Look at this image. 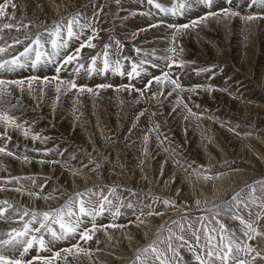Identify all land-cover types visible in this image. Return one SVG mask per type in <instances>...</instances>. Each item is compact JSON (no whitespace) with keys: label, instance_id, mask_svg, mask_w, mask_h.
Here are the masks:
<instances>
[{"label":"bare ground","instance_id":"obj_1","mask_svg":"<svg viewBox=\"0 0 264 264\" xmlns=\"http://www.w3.org/2000/svg\"><path fill=\"white\" fill-rule=\"evenodd\" d=\"M78 1L81 3L85 0ZM160 1L168 2L169 0ZM6 3L8 4L6 15L0 17V25L3 23H22V25H28V28L25 29L21 26L19 32L15 28L0 31V37H2L0 46L12 44L14 37L23 40L26 34L34 38L38 32H46V30L53 28L55 24L61 21L66 24L73 16H77L79 25H87L88 27L81 29L79 25H74V30L77 33L82 31L83 34L80 35L79 39L69 40L67 49L62 51L61 55L74 52L79 47L78 42L82 43L89 36H95L92 40L95 47L83 48L79 61L84 62L89 54L90 56H87V58L95 56V53L97 57L99 55L103 56L104 52L108 53L112 61V54H117L119 51L127 52V49H129L121 44V38L128 43L126 46L135 44L138 47L139 42L147 51H152L149 56L145 54L146 60L141 57L139 51L138 54L140 55L136 56L139 66L144 69V72L141 73L145 79L150 78L152 75L162 76L165 73L162 68H164L167 60L171 58L169 54L171 53L172 41L171 38L169 40L167 35L166 22L165 24H162V21L151 23V18L146 16L139 8L140 6H137L133 0H86L84 4H81L82 6L76 9L78 12L71 11L72 3L69 2L68 5L63 0H0V5ZM233 3H236V1L233 0ZM12 4H15L16 7L13 8ZM247 5L249 6V3H243L244 10ZM251 5L249 10L264 7L259 2ZM197 6H194V8ZM145 10L148 9L145 8ZM196 10H193L191 14L201 20V12L195 13ZM236 12L239 13V11ZM161 13L165 14L164 12L159 14ZM219 13H221L220 17H208L207 20L200 22L204 25L202 32L197 30L198 32L195 33L193 27H190L189 30H186L187 32L183 30L174 33L173 36L178 45H172L171 48L186 52V54H183L188 57L185 61L187 66L192 69L188 73H195L198 76L201 74L207 75V78L201 80L200 87H186L184 83L180 84L182 91L181 89L173 91V85L168 83L157 84L154 81L151 85V91H148L146 86L142 92L140 90L141 93H134L129 92L128 87L122 88L120 87L122 85L116 83H109L112 85L110 88L100 89L97 88V85H93V81L85 85H79L76 81L78 86L92 88L98 94L87 91L81 93L78 89H68L67 84L61 85L60 91L57 92L56 86L61 80L75 81L76 66H73L77 63L75 61L66 65L60 71L59 80L52 79L57 76L55 73L57 65L49 64L46 67L23 72L22 75H18L20 78L15 77V80L24 81L23 90H21V86L14 84L0 86L4 89L3 100L0 101V111L8 112L22 126L15 128L0 123V137L8 144H0V147H6L8 151L14 153V156L0 154V175H11L10 178H20L18 181L12 179V184L0 182V189H4L0 191V200H7L15 209L19 210V213H17L13 209H9V211L12 210L10 216L14 218H10L11 228L18 226L23 228L24 223L31 218L32 212L43 213L56 210L59 206L61 207L60 202L76 190L78 193H83L82 190L84 189L86 192L84 193L89 195V200L96 203L95 195L104 191L97 186L91 187L95 183L92 177L94 172L90 171L91 166L95 160L99 161L101 153L110 154V156L117 158V153L120 150L115 153L114 149L117 145H120L121 141H126L125 137H128L126 146V152H128L127 169L133 176L135 174L137 178L139 177L136 183L140 181L143 183L148 182L145 178L147 175L142 176V173H146V166L140 165L138 167L136 165V167L135 164L142 161H144L143 164L148 163L145 161L151 154L152 160H155V163L159 165L155 170L157 175L163 173L165 180L172 183L175 191L180 193L181 195H179L185 200L193 203L196 201L198 194L201 197L203 196L199 189L204 182L209 185L211 191L215 194L224 186L227 187L226 184L229 182L236 181L237 183L238 180L244 179L242 184H237L238 191L251 184L253 172L252 169L249 171L247 163H250V166L252 164L255 167L264 169V118L260 119L258 116V113L264 114V107L258 104V102L264 103V13L255 16L257 19L252 21L244 19V17L249 16L246 14L245 16L239 14L224 17L222 11ZM166 15L163 17H166ZM111 32L113 33L111 34ZM29 42L25 40L24 44L14 45L8 52L0 54V59L18 54L23 51L24 46ZM105 45L109 47L105 48ZM151 54H153V60H151ZM117 57L118 60L124 62L126 56L123 57L121 54H117ZM230 63H233L234 66L231 67ZM155 64L160 68L158 66L154 67ZM206 69L207 71H205ZM209 69L214 72H210ZM79 75L85 78L83 74L79 73ZM31 76H37L41 79L33 81L29 88L28 78ZM44 77L48 78L47 82L43 80ZM191 89H194V91ZM8 93H11V95H8ZM216 98L222 103L226 116L222 108L212 109L209 113V107L204 105L207 104L208 99ZM195 105L198 109L194 108ZM234 116L235 118H233ZM150 125L152 129L147 132ZM169 125H172V128L168 129ZM25 130L28 131L27 136L24 135ZM36 135L40 139L33 140L32 137ZM118 135L120 136L118 137ZM6 137H11V139ZM17 144L20 145L18 149L23 153L11 148V145ZM25 156L28 157V161L24 160ZM187 156H193L202 164L210 165L211 174L202 172L200 166L198 167L192 163V168H189L187 161L183 162L186 159L189 160ZM114 158L112 159L114 160ZM101 159L103 160V158ZM227 160L229 161L223 165V171L213 165L215 162L218 164ZM230 160L234 164H231ZM114 162L116 163V161ZM110 165L106 168H111ZM254 170L256 169L254 168ZM248 174H252V177H247ZM107 176H111V173H108L105 177ZM206 176L212 177V179L206 180L204 178ZM79 187L83 189L80 190ZM104 187H107V185ZM16 188H20L21 191H15ZM29 192L39 193L40 198L28 195ZM243 192H246L242 194L245 195L244 199H236L231 202L230 199L228 200L233 203H229L232 206L231 209L228 208L229 204H223L225 202L223 200L222 203L220 202L216 206V209L222 215H225L229 227L221 229L222 223L212 219L208 213H215L213 208L202 210L206 213L202 215L204 222L210 228L227 232L229 235L233 234L232 231H236L233 238L237 242H242L247 238L243 236L244 225L234 217L240 216L245 220L256 221L258 213L264 215V208H261V205L264 204V184L260 188H254V191L249 195H247L248 190ZM125 195V200L130 199L133 207H125V211L122 212L123 207L120 206L118 207L119 211L123 213L121 216L114 217L110 214L111 217L109 218L112 219L110 224L104 223V221L100 223L103 226L116 224L124 225V227L100 228L101 225L97 224V231L90 243L84 244L76 241V244H71L70 241L66 243L61 241L63 249L79 245L80 248L91 250V256H86L83 253H77L75 248H73V254L65 253L62 249L63 255L66 254V256L64 255L66 257L65 262L62 261L63 264H69L71 259H78L80 264H111L108 260L109 257H107L108 254L113 257L116 263H120L124 260L121 251H118L120 246L126 245L132 248L137 242V237L149 238L153 233L154 223L148 213L155 211L157 202L143 199L144 196H140V194L137 195L138 197L133 198L127 194ZM13 200L15 203L12 202ZM24 209L29 211V216L21 219L20 213ZM225 209L229 212L225 213ZM161 210L163 211V208ZM211 210L213 212H210ZM248 210L250 215L246 213ZM156 216L158 217V215ZM181 220L184 221V219ZM189 222L194 231L191 232L190 230L185 234L183 233L184 229L179 231V237H183L182 240L179 239L181 250L184 251L183 253H191L189 250L199 248L198 250L203 253L210 243L207 240V231L199 233L198 227L201 221L194 217H191ZM256 223L259 230L264 231V220ZM85 226L89 228V224ZM198 234L199 239L195 237ZM2 237L4 235L0 232V238ZM117 237H120L122 241L120 246L115 244ZM167 237L164 238L168 240ZM188 241L192 242L194 247L187 246ZM112 242L116 246L108 248V243L111 244ZM155 242L157 244V241ZM249 243L256 247L261 256H264V238L257 237ZM155 247L160 253L166 250L164 245L160 247L156 245ZM33 248L29 249L23 257H27L26 261H32V264H42L40 259L33 258L39 257L38 248L35 247L34 250ZM21 251L22 248H20L19 255ZM149 251L152 257V254L155 253ZM31 252L34 255L28 254ZM196 254L199 253H193L192 264H199L196 260ZM145 255L147 256V254ZM145 255H143V261L147 258ZM254 255L253 252L250 256L242 258L249 261L250 264H264V260L259 257L253 261L252 256ZM184 256L183 258H187L186 254Z\"/></svg>","mask_w":264,"mask_h":264},{"label":"rangeland","instance_id":"obj_2","mask_svg":"<svg viewBox=\"0 0 264 264\" xmlns=\"http://www.w3.org/2000/svg\"><path fill=\"white\" fill-rule=\"evenodd\" d=\"M65 3H67L68 5H69V2H71L70 4L72 5L71 6V11H73V12H78V10H76V9H78L79 8V6H82L81 4H84L85 3V1H83V2H79L78 0H63ZM72 1H74V2H72ZM87 1H90V0H87ZM134 1V3L137 5V6H140L139 8L141 9V11L146 15V16H148L149 18H151L150 19V22L151 23H157V21L158 22H160V21H162L161 23L162 24H165V22H166V24H167V28H168V38H169V40H170V38H171V41H172V45L173 46H175V44H177L176 43V41L173 39L174 37V33H176V31H175V29L174 28H172V27H170V25H182V24H190L191 23V21H194V20H198V17H197V19H195L196 17L193 15V14H191L192 12H193V10H195V9H197L196 11H195V13H200V17H205V16H207L208 14H204L207 10L205 9V7H204V4L203 3H198L197 1H195V0H185V7L182 9V11L184 12V16H179V15H171V14H167L166 15V17H163V16H165V14H163V13H161V16L160 17H158V16H154V14L152 13V12H150L149 11V9L146 11L145 10V5H141V2H137L136 0H133ZM145 0H143V2H144ZM160 4H162V6L164 7V8H167V7H169V8H174V7H178V5H179V0H169L168 2L167 1H165V2H161L160 0H157ZM236 1V3H233L232 2V6L231 7H227L226 6V0H213V4H214V6L215 7H213L212 9H211V11H215L216 9H219V7H221V6H225L224 8H221V9H219V11H216V12H221L223 9H225V8H230L232 11H239V14H240V16H245V14L246 15H253V16H258V15H262L263 13H264V7H262L261 9H252V10H249V6L247 5L246 7H245V10H244V8H243V3H249L251 0H235ZM242 1H244V2H242ZM76 2V3H75ZM189 2H192V3H189ZM66 4V5H67ZM78 5V6H77ZM198 5V6H197ZM200 5V6H199ZM191 6H193V7H191ZM194 6H197V7H195L194 8ZM237 9V10H236ZM239 9H241V10H239ZM247 9V10H246ZM62 10V9H61ZM75 10V11H74ZM190 10V11H189ZM199 10V11H198ZM64 11V10H63ZM187 11H189V13H187ZM244 11V12H243ZM246 11V12H245ZM65 12V11H64ZM161 11H159L158 13H160ZM203 12V13H202ZM149 15H148V14ZM243 13V14H242ZM29 16V15H28ZM169 16V17H168ZM239 17V16H238ZM93 18H94V15H93ZM189 18V19H188ZM188 19V20H187ZM169 25V26H168ZM197 25H199V26H197ZM196 26L197 27H193V31L195 32V33H197L198 31H201L202 32V30H204V25L203 24H201V23H198ZM198 28V29H197ZM186 30H189V29H186ZM185 30V32H187ZM198 30V31H197ZM113 32H111V34H112ZM173 38H172V37ZM184 36V35H183ZM186 38V37H185ZM121 44L123 45V46H125L126 47V49L127 48H129V49H127L128 50V52H130V51H133L132 49H133V45H135V44H129V46H126V44H128V43H126V42H124L123 40H122V38H121ZM123 41V42H122ZM138 42V41H137ZM173 42H175V43H173ZM79 43V46H80V42H78ZM140 45V46H139ZM172 45L170 46V49H172L171 47H172ZM178 45V44H177ZM132 47V48H131ZM138 47H139V52H140V54H141V57L144 59V60H146L145 58V54L147 55V56H149L150 55V53L152 52H149V51H147L139 42H138ZM138 47H137V49H138ZM144 49H143V48ZM142 50H141V49ZM188 50H191V49H188ZM144 53H143V52ZM192 51H193V49H192ZM183 52V50H181V49H179V50H177V51H175V52H172L171 51V53L169 54V56L171 57V60H174V61H176V63H174L173 64V66L170 68V73L166 70V66L169 64V62H172L170 59H168L167 60V62L164 64V68H162L163 69V71L164 72H167V73H169V76L172 78V79H175V80H177L178 81V83L179 84H184L185 83V85H186V87H193V88H197V87H200V85H201V80H203V78H207V75H205V74H201L200 76H198V74H195V73H188V72H190L192 69L190 68V67H188L187 66V62L185 61L186 59H188V57L187 56H185V55H183V54H186V52L184 53H182ZM194 52V51H193ZM177 53V54H176ZM140 54H138V55H140ZM153 54H151V60H153V56H152ZM160 55V54H159ZM176 55V56H175ZM179 55V56H178ZM161 56V55H160ZM161 57H163V56H161ZM181 58V59H180ZM189 58H191V57H189ZM177 59V60H176ZM179 59H180V61H179ZM193 59V58H192ZM136 60H137V57H136ZM183 63V67H179L178 65L180 64V63ZM231 64V63H230ZM156 66H158L157 64H155ZM232 66H234V64L232 63L231 64V67ZM175 67H177V68H175ZM179 67V68H178ZM185 67V68H184ZM30 69H28V68H24V69H19L20 70V72L18 73V75H22V73L23 72H29L32 68L31 67H29ZM158 68H160L159 66H158ZM140 69H143V68H141L140 67ZM140 69H139V71H140ZM181 69V70H180ZM29 70V71H28ZM186 70V71H185ZM209 71L210 72H214V71H212V69H209ZM17 72V71H16ZM141 72H144V69H143V71H140V76H139V79H138V83H139V86H137V87H139L138 89H139V91H137L138 89H137V87H135V88H133V87H131V86H129L128 87V91L129 92H134V93H141L143 90H144V88H146V84L148 83V80H149V78H147V79H145L144 77H142V73ZM179 72V73H178ZM182 72V73H181ZM186 72H187V74H186ZM75 75H76V78H75V82L77 81V83L79 84V85H85V84H87L88 82L90 83V79H87L86 77L85 78H83V76L82 75H79V72L77 73V72H75ZM153 76V75H152ZM173 76V77H172ZM176 76H178V79H177V77ZM183 76V77H182ZM205 76V77H204ZM154 77H156V75H154ZM141 78V79H140ZM78 79V80H77ZM189 82H188V81ZM155 80H153L152 82H154ZM199 81V82H198ZM92 82V81H91ZM76 83V84H77ZM140 87H141V89H140ZM143 87V88H142ZM148 91H151V87H147L146 88ZM120 90V89H119ZM140 90H141V92H140ZM182 91V90H181ZM253 92H256V91H253ZM262 94V93H261ZM216 101H218V102H216ZM190 102V101H189ZM191 103V102H190ZM192 104V103H191ZM258 104L259 105H262V107H264V103L263 102H258ZM205 106H207V107H209V109H208V112L209 113H211V110L212 109H214V110H217V109H219V108H222L223 107V105H222V103H220V101L216 98V99H208V101H207V104H204ZM213 105V106H212ZM193 106H194V104H193ZM202 106V105H201ZM214 107V108H213ZM194 108H197V106L195 105V107ZM199 108H201V107H199ZM198 109V108H197ZM196 109V110H197ZM223 109V108H222ZM224 110V109H223ZM224 112H225V110H224ZM225 116H226V112H225ZM258 116H259V118L260 119H263L264 118V114H262V113H258ZM233 118H235V116L233 117ZM237 118V117H236ZM240 118V117H239ZM221 120V119H220ZM158 122V121H157ZM156 122V123H157ZM169 126H171V127H169ZM167 128L169 129V128H172V125H169ZM151 129H152V127H151V125H150V128H149V130L147 131V132H149V131H151ZM234 132V131H233ZM121 133H122V130L120 131V135H121ZM120 135H118V137L120 136ZM116 137H117V134H116ZM126 138V141L124 140V141H121V143H120V145L118 146L117 145V147L114 149L115 150V153H117L119 150V154L117 153V155H118V157L116 158L115 156V158L114 157H112V156H110V154H103V153H101V158H103V160L101 159V158H99V161H97V160H95L94 162H93V165L91 166L92 168H91V172L93 173L92 174V177H93V179H94V182L95 183H93L94 185H91V187L92 186H97V187H100V188H102V187H104V186H108V191H104L103 193H110V196H109V200L112 202V205H114V206H116V208L117 207H120L121 206V203H122V205H124V206H121V207H123V210H122V212L123 211H125V207H126V205L127 204H129V203H132L131 202V200L130 199H128V200H125V197H126V195L125 194H127L129 197H131V198H133V197H138L139 196V194H140V196H144V195H142L141 194V192L140 191H134V190H132V188L130 187L131 185H134V186H136V187H138V188H140V189H142V190H147L148 192H151V197L152 198H154L155 200V203L157 204H155V211L153 210V211H151V212H153V213H155V212H157V213H161L162 212V215L160 216V215H158V217L155 215H150V217H151V221L154 223L153 224V233H151V235L149 236V238H147V239H144L142 236H139V237H137V242H135V245H134V247H128V246H120L121 244H122V241H121V239H120V237H117V240L115 241V244L117 245V246H120L119 248H118V251H121L120 253H121V255L123 256V258H124V260L122 261V262H120V263H116V261L113 259V257L110 255V254H108V256L107 257H109L108 258V260H110V262H111V264H162V262H163V264H192V256H193V253H199V254H196V255H200L202 258H206L207 259V249L205 250V251H203V253H201L198 249H195L194 248V250H189V251H191V253L189 252V253H183L184 251L183 250H181V247H180V245H179V243H180V241H179V231L181 230V229H184V231H183V233L185 234V233H188V231H190L191 230V232L192 231H194V229H192L191 228V225H190V222H189V220L191 219V217H194L195 219H197V220H199V221H204V217L202 216V215H204V214H206V213H204L203 211L205 210V209H208V208H213L214 209V211H215V213H208V214H210V216L212 217V219L213 220H217V221H219V222H221L222 224H223V226H224V228H226V227H229V222H228V220L226 219V217H225V215H222V213L221 212H219L218 211V209H216V206L221 202H223V201H225L223 204H229L232 200H239V199H244L243 197L245 196V195H242V194H244V193H246V192H243L244 190H248V193H247V195H249V194H251L252 193V191L254 190V188H260L263 184H264V175H263V173H264V169H262V168H259V167H255V166H253L252 164H251V166H250V163H247V168L249 169V171H250V169H252L251 171L253 172L252 174H253V180H252V182H251V184H249L247 187H244L242 190L240 189L239 191H238V185L239 184H242V182H243V180L244 179H240V180H238L237 181V183H236V181L235 182H229L228 184H226L227 185V187H223L222 189H220L219 190V192L217 193V194H215L214 192H212L211 191V189H210V187H209V185L206 183V182H204V184H203V186H201L200 187V191L203 193V196L201 197L200 196V194H198L197 195V199H196V201L193 203L192 201H189V200H185L182 196H180L181 194L180 193H178L177 191H175V189H174V186L172 185V183H169V182H167L166 180H165V177H164V174L163 173H161V174H159V175H157V172L155 171V170H157L156 168H158L159 167V165H157V163H155V160L153 161L152 159V156H151V154H149V157H150V159H149V157H148V159L145 161V162H148V163H142V162H144V161H142V162H138V164H135V166L137 165L138 167L140 166V165H145L146 167H145V169H146V173H142L141 175L144 177V175L146 174L147 175V177L145 176V178H146V181H148L147 183H143V182H138V183H136V181H137V179H139V177L137 178V176L134 174V176L131 174V172L127 169V162H126V160H128V152H126V150H127V142H128V137H125ZM123 140V139H122ZM125 146H124V145ZM120 146H121V148H120ZM119 147V148H118ZM125 148V149H124ZM122 150V151H121ZM117 151V152H116ZM123 151H125V152H123ZM263 154H264V151H263ZM106 155V156H105ZM108 156V157H107ZM105 157V158H104ZM114 158V160L112 159V158ZM188 158H189V160L188 159H186V160H184L183 162H185V161H187V164H189V168L191 167L192 168V166H191V163L192 164H194V165H196V166H200L201 168H202V172H205V173H210L211 174V172H212V169H211V166L210 165H205V164H202L200 161H198L196 158H194L193 156H187ZM106 160V161H105ZM114 161H116V163L114 162ZM229 160H227L226 162H220V163H214L213 165H215V166H217L218 168H220L221 170L220 171H223V169L222 168H224L223 167V165L225 164V163H227ZM230 162H231V164H234V162L232 161V160H230ZM152 163H154V164H152ZM97 164H99V169H98V167H97ZM111 164V165H110ZM200 164V165H199ZM108 165H110L111 166V168H106ZM156 165V167H154ZM183 165V164H182ZM239 165H241V164H239ZM113 166H115V167H113ZM136 166V167H137ZM153 166V167H152ZM158 166V167H157ZM204 166V167H203ZM206 166V167H205ZM210 166V167H209ZM96 167V168H95ZM113 167V168H112ZM152 167V168H151ZM252 167V168H251ZM95 168V169H94ZM115 168V169H114ZM148 168V169H147ZM180 168V167H179ZM254 168L256 169V170H254ZM111 169V170H110ZM114 169V170H113ZM150 169V170H149ZM230 169V168H229ZM105 170V171H104ZM148 170V171H147ZM258 170V171H257ZM260 170V171H259ZM113 171V172H112ZM108 173H111V176H107V177H105L106 175H108ZM115 173H117V174H119L120 173V175H118L117 176V174H115ZM257 173H258V175H257ZM115 175L114 177H116V178H114L113 177V175ZM212 174H214V173H212ZM252 174H248V176L247 177H249L250 176V178L252 177ZM136 176V177H135ZM112 177V178H111ZM118 177V178H117ZM120 177V178H119ZM105 178V179H104ZM108 179V180H107ZM246 179V178H245ZM255 179V180H254ZM258 179V180H257ZM104 182V183H103ZM106 182V183H105ZM123 183V184H122ZM141 183V184H140ZM96 184V185H95ZM106 184V185H105ZM118 184H121V185H118ZM238 184V185H237ZM102 185V186H101ZM90 187V188H91ZM90 188H87L88 190L90 189ZM112 188V189H111ZM236 188V189H235ZM79 189L80 190H82L83 188L82 187H79ZM113 189H115V191H112ZM174 189V190H173ZM116 190H118V191H116ZM198 190V191H199ZM79 191V190H78ZM83 191V193L85 192L84 191V189L82 190ZM110 191V192H109ZM238 191V192H237ZM117 192H120V194H116ZM241 192H243V193H241ZM76 193H78L77 192V190L76 191H74L71 195L70 194H68L64 199H63V201H61L60 202V204H62L61 205V207H64L63 206V204L65 205L66 204V202L69 200V198H71L72 197V195L74 194V196H75V194ZM86 193V192H85ZM84 193V194H85ZM125 193V194H124ZM157 193H163V194H167V195H169V198H171L173 201L175 200L176 202H178V204L180 205L179 207L178 206H176V204L175 205H165L164 203H163V198L161 197V198H159L158 196H160V195H158ZM226 193V194H225ZM180 194V195H179ZM117 196V195H120V198L119 199H116L115 198V200H113L112 198H113V196ZM138 195V196H137ZM219 195V196H218ZM241 195V196H240ZM73 196V197H74ZM89 195H84L83 197H81L82 199H84L86 202H91L92 204H96L93 200H89V197H88ZM92 196V195H91ZM233 196L234 197H236V199H233ZM238 196H240V197H238ZM228 199H227V198ZM238 197V198H237ZM88 198V199H87ZM77 199H80V198H77ZM90 199H92V198H90ZM143 199H146V198H143ZM230 199V200H229ZM66 200V201H65ZM125 200V201H124ZM130 200V201H129ZM157 200V201H156ZM223 200V201H222ZM227 200V201H226ZM230 202H229V201ZM115 201V202H114ZM121 201V202H120ZM129 201V202H128ZM169 201V200H168ZM175 201H174V203H175ZM199 201V203H197ZM127 202V203H126ZM162 202V203H161ZM159 203V204H158ZM163 204V205H162ZM230 204H233V203H230ZM229 204V209H231V205ZM76 205H78V204H76ZM76 205H74V210H77L78 211V209L77 208H75L76 207ZM163 206V207H162ZM60 206L57 208V209H60L61 208ZM78 207H79V205H78ZM108 207L109 206H105V211H104V214L103 215H101V216H97V218H96V221H95V223H96V225L98 224V225H101L100 223L102 222L103 223V221H104V223H108V224H110V221L112 222V219L111 218H109V217H111V213L107 210L108 209ZM160 207H162L163 208V211L161 210L162 208H160ZM159 208V209H158ZM188 208L190 209V210H188ZM165 209V210H164ZM113 210L115 211V207H113ZM173 210V211H172ZM203 210V211H202ZM113 211V212H114ZM197 211V212H196ZM202 211V212H201ZM163 212H164V214H163ZM210 212H213V210H211ZM229 212V210H227V209H225V213H228ZM107 213H108V215H107ZM189 213H191V214H189ZM246 213H248L249 215H250V212H249V210L246 212ZM10 214H12V211H8L6 214H5V219H0V221H2V222H0V232H1V234L3 235V229H7V228H11V222H10V220L13 218L12 216H10ZM111 214V215H110ZM219 214V215H218ZM192 215V216H191ZM227 215V214H226ZM107 216V217H106ZM163 216V217H162ZM224 216V217H223ZM228 216V215H227ZM105 217V218H104ZM174 217V218H173ZM11 218V219H10ZM84 218V219H83ZM82 218V220L84 221L83 223H82V225H81V229L83 230L84 228H87L88 226H85L86 224H89V228H91L90 226H92L91 225V218L90 217H83ZM124 218H125V214H124ZM157 218V219H156ZM179 218H180V220H179ZM8 219H9V221H8ZM72 219V217H66V220H71ZM161 219V220H160ZM181 219H184V221L183 220H181ZM7 220V221H6ZM86 220V221H85ZM102 220V221H101ZM106 220V221H105ZM119 221H120V219H118ZM117 220V221H118ZM163 220V221H162ZM170 220V221H169ZM206 220V219H205ZM113 221H115V220H113ZM162 221V222H161ZM171 221H172V223H171ZM188 221V222H187ZM226 221V224L224 223ZM124 222V221H123ZM127 222V221H126ZM169 222H170V224H169ZM185 224H184V223ZM3 223V224H2ZM125 223V222H124ZM157 223V224H156ZM2 224V225H1ZM188 224H189V226H188ZM207 224V223H206ZM155 225V226H154ZM162 225H163V227H162ZM175 226V228H174V226ZM208 225V224H207ZM4 226V227H3ZM159 226V227H158ZM186 226V227H185ZM162 227V228H161ZM184 227V228H183ZM179 229L178 230V232H177V229ZM210 228V227H209ZM156 229V230H155ZM165 231H164V230ZM161 230V231H160ZM169 230V231H168ZM217 231L218 229H213V228H210L209 229V232H211V234L213 235L214 234V232L215 231ZM162 231H164V232H162ZM219 231V230H218ZM217 231V232H218ZM10 231H7L6 233H9ZM175 232V233H174ZM191 232H189V233H191ZM233 232V234L232 235H229L227 232H222V231H220V233H219V235L220 236H224L225 237V243H227V237H229V236H232V238L235 236V232L236 231H232ZM5 233V234H6ZM155 233V234H154ZM161 233H162V235H161ZM166 233H168V234H166ZM208 234V233H207ZM159 235V236H158ZM215 235L217 236V234L215 233ZM157 238H156V237ZM167 237L168 238V240L166 239V238H164V237ZM178 236V237H177ZM199 236V234L198 235H196L195 237L197 238ZM208 236H210L209 234H208ZM214 236V235H213ZM99 237V236H98ZM5 238H7L5 235H4V237H2V238H0V239H5ZM72 238H74V239H72ZM78 238V239H77ZM122 238V237H121ZM195 238V239H196ZM99 239H101V237H99ZM145 241H144V240ZM152 239H154V240H152ZM72 240V241H71ZM61 241H63V242H67V241H70V243L71 244H76L75 242L77 241V243L78 242H80V243H90L92 240H89V241H85V240H83V239H81V238H79V236L77 235L76 237H70L69 239H65V240H56V241H54V243L53 242H51V243H49V245H48V248L50 249V251H45V250H40L39 249V257H43V258H50V260L52 261L51 262V264H63V262H65V260H66V254H64L63 255V253H62V249H63V246L61 245ZM147 241V242H146ZM154 241H157V244L156 245H158V247H160L161 245L163 246H166V250L163 252V253H160L159 252V254H160V258L157 260V258H156V256H157V254L155 253V254H152V257H151V254H150V251H148V252H142V250L144 249V248H146L148 245H150V244H152ZM176 241V242H175ZM120 242V243H119ZM160 242V243H159ZM169 242V243H168ZM178 242V243H177ZM196 242V241H195ZM140 243H141V245H140ZM148 243V244H147ZM168 243V244H167ZM211 243H212V241H211ZM114 244V242H112L111 244H109L108 243V248H110V246L111 247H114V246H116ZM137 244V245H136ZM167 244V245H166ZM169 244H171V247H168L169 246ZM155 245V246H156ZM188 245H190V247H194V244L192 243V242H190V241H188L187 242V246ZM193 245V246H192ZM137 246H139V247H137ZM198 246H200L199 244H198ZM205 246V244L203 245V247ZM54 247H56V248H54ZM35 248V247H34ZM34 248H33V250H34ZM54 248V249H53ZM59 248V249H58ZM136 248V249H135ZM141 248H142V250H141ZM123 249V250H122ZM169 249V250H168ZM32 250V251H33ZM56 250V251H55ZM8 251V252H7ZM61 252V255H60V257L58 258V257H56V256H54L55 255V253H57V252ZM124 251V253H122ZM140 251V252H139ZM10 253V255H12V256H14V257H17L18 255H19V251L18 250H16V248H14V249H6L5 250V254H9ZM149 253V254H148ZM29 255H34V253H28ZM132 254H133V256H132ZM136 254H137V256H141L138 260H137V256H136ZM145 254H147V256L145 255ZM165 254V255H164ZM169 254V255H168ZM184 254H186L187 256V258H183V257H185L184 256ZM52 255V256H51ZM143 255H145V257H147V258H145L144 259V261H143ZM150 255V256H149ZM190 255V256H189ZM19 257H20V255H19ZM149 257V258H148ZM154 257V258H153ZM189 257V258H188ZM33 258H35V257H33ZM61 258V259H60ZM63 258H65V259H63ZM111 258V259H110ZM156 258V259H155ZM168 258H169V260H168ZM191 258V259H190ZM23 259L26 261L28 258L26 257V258H24L23 257ZM31 259H32V257H31ZM57 261H56V260ZM146 259H147V261H146ZM149 259V260H148ZM155 260V261H154ZM172 260V261H171ZM63 261V262H62ZM125 261V262H124ZM152 261V262H151ZM154 261V262H153ZM189 261V262H188ZM57 262V263H56ZM61 262V263H60ZM78 262V263H77ZM80 261L77 259V260H75V259H71V262L69 263V264H80L79 263ZM146 262V263H145ZM150 262V263H149ZM187 262V263H186ZM198 262V261H197ZM40 263H42V264H44V261L42 260V259H40ZM212 264H214V262H212Z\"/></svg>","mask_w":264,"mask_h":264},{"label":"snow or ice","instance_id":"obj_3","mask_svg":"<svg viewBox=\"0 0 264 264\" xmlns=\"http://www.w3.org/2000/svg\"><path fill=\"white\" fill-rule=\"evenodd\" d=\"M154 0H148L149 4H152ZM198 3H203L207 8L211 9L213 6V0H197ZM232 0H227V3L230 5ZM259 2L261 5H264V0H251L252 4H256ZM8 4L0 5V17L6 15V8ZM12 7L15 8L16 5L12 4ZM155 7L159 9L161 12L165 14L177 15L183 14L182 9L184 8L183 4L178 5V7L174 8H163L161 4L156 3ZM224 17H231L239 15V13L232 11L230 8H225L222 10ZM221 13L216 11H210L207 16L201 17V20H194L191 21L190 24H182V25H170V27L174 28L177 33L182 32L183 30L189 29L190 27H195L198 23L203 20H207L208 17H220ZM247 21H252L257 19L255 16H246L244 17ZM74 25H79V20L77 16H73L71 19L64 24L63 21L57 23L53 26V28L46 30V32H38L35 37L26 34L24 39H20L19 37H14L12 44H7L4 46H0V54L8 52L9 49H12L14 45L24 44L25 40L30 41L28 44L24 46L23 51L19 52L17 55L13 56L11 59H2L0 60V71L2 72H14L19 69H24L27 67H31L32 69H38L40 67H46L49 64H56L55 71L57 76L53 77L54 80H59V73L60 71L68 64H72L74 61L77 62L78 67L75 71L78 73L81 68L85 67L84 63H79L80 60V53L81 50L85 47L94 48L95 44L92 43V40L95 36H89L86 41L82 42L78 48L75 49L72 53H67L61 55L62 51L66 50L68 47V41L72 39H79L80 35L83 34L81 31L77 33L74 30ZM21 26L25 29L28 28V25L21 24H12V23H3L0 25V31L4 29L12 30L15 28L17 32L21 31ZM81 29L88 27L87 25H79ZM2 39V37H0ZM175 40V37L173 38ZM119 43V42H117ZM46 45L51 46V51L49 52ZM109 47L105 45V48ZM139 51V49H137ZM172 52H175L176 49L172 48ZM103 67L100 69H93L95 71H103L107 72L109 69V60H108V53H103ZM171 60V58H169ZM59 61V62H58ZM97 56L91 57V64L94 66L96 65ZM119 67V61L114 62ZM176 63V61L172 60V62L168 65L171 68L172 64ZM154 67L156 65H153ZM179 67H183V63L181 62ZM138 65L132 64L131 71L127 73L130 78H135L140 75V69L138 71ZM117 68H113L112 71H117ZM207 71V69L205 70ZM124 73H121L123 75ZM135 74V76L133 75ZM41 78L37 76H31L28 78L29 81V88L31 87V83L33 81L40 80ZM43 80L45 82L48 81L47 77H44ZM154 80L157 84H164L168 83L173 85V91L176 89H181V85L178 83L177 80L172 79L169 76V73L165 72L162 76L154 77ZM6 84H14L21 86V90H23L22 86L24 84L23 80H12V81H5L0 80V86ZM67 84L68 89H78L79 92L83 93L85 91L93 94L95 93L92 88H87L86 86H78L74 80L69 81H60V83L56 86V91H60L61 85ZM152 81L150 80L147 87H151ZM112 87L110 84H100L97 85V88L100 89H107ZM125 87V86H121ZM183 90V89H181ZM194 91V89H191ZM139 91V90H137ZM4 89L0 88V101L3 100ZM11 95V93H8ZM0 123L5 124L6 126H12L15 128L22 127L20 124L16 122L15 117L8 114L6 111H0ZM24 135H28V131L25 130ZM7 139H11V137H6ZM33 140L40 139L38 135L32 137ZM0 154H5L7 156H14V153L8 151L6 147H0ZM25 161H28V157H24ZM206 180L212 179V177L206 176L204 177ZM14 180H19V177H13ZM11 182V181H9ZM4 189H0L2 191ZM15 191H21L20 188H16ZM112 191H115L113 189ZM254 191V190H253ZM28 195L36 196L40 198L39 193H32L29 192ZM84 196V193H76L74 197L69 198L66 202L64 207L60 209H56L53 211H45L43 213H31V218L26 221L23 225L22 229H12L11 232L3 234L7 238L0 239V264H32V261H25L23 256L29 251V249L33 248L34 246H38L40 250L50 251L48 248V244L52 241L56 240H65L70 237L79 236V238L89 241L92 240L95 232L97 231L98 226L96 225L95 221L97 216H101L104 214L105 211V203L108 204V211L115 217L120 215L119 208H115L113 212V205L110 200L107 199L106 196L101 195V200L97 204H92L91 202H86L81 197ZM47 198V197H45ZM80 198V199H77ZM236 199V197H233ZM163 203L168 205L170 202L168 200H164ZM199 203V201L197 202ZM78 204L79 208L78 211L74 210V205ZM124 206V205H121ZM126 207L132 208L133 205L131 203L127 204ZM261 208H264V204L261 205ZM9 209H13L14 212L19 213V210L15 209V207L10 204L7 200H0V219L5 218V214L9 211ZM143 214V213H141ZM148 215H162V213H153L149 212ZM29 216V211L24 209L22 213H20V218ZM66 217H72L71 220H66ZM83 217H90L91 218V228H84L81 230V225L84 222L82 220ZM235 219L240 220V223L244 225L243 236L247 239L242 242H237L236 239L232 238V236L227 237V243L220 244L211 243V241L216 240L215 236H208L207 240L210 242L207 247V259L202 258L200 255H196V260L199 264H212L213 260L218 261L219 264H250L249 261H246L244 256H250L253 252L255 253L252 256V260L254 261L257 257L264 260V256H261V253L256 250L249 241L255 240L257 237L264 238V231H260L257 226V221L264 220V215L257 214L256 221L245 220L243 217L235 216ZM143 223V221H141ZM38 225L37 227H31V225ZM53 225H58V229L53 227ZM100 228L106 227H124V225H107V226H99ZM224 226L221 225V229ZM43 230V232L41 231ZM215 231V230H214ZM32 233H40L39 236L34 235ZM45 234H49L51 237L50 241L45 240ZM179 239H183V237H179ZM199 239V237H197ZM221 240H224L225 237L221 236ZM156 242L154 241L152 244L148 245L146 248L142 250V252H148L151 250L153 253H156V258H160V254L155 247ZM19 246L22 248L20 252V258L11 257L5 254V249H14ZM171 247V244H169ZM73 248L76 249L77 253H83L86 256H91V250L80 248L79 245H73ZM73 248L63 249L65 253L73 254ZM61 253H55L56 257H60ZM140 257L137 256V259ZM34 259H42L44 264H51V261L48 258L43 257H36ZM163 264V262H162Z\"/></svg>","mask_w":264,"mask_h":264}]
</instances>
